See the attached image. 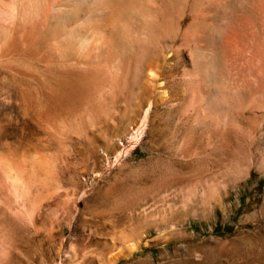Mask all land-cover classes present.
I'll use <instances>...</instances> for the list:
<instances>
[{"label":"rangeland","instance_id":"374dc122","mask_svg":"<svg viewBox=\"0 0 264 264\" xmlns=\"http://www.w3.org/2000/svg\"><path fill=\"white\" fill-rule=\"evenodd\" d=\"M229 1L206 18L216 22ZM22 40L0 50V264H264L263 123L239 115L211 132L186 110L200 87L183 74L193 48L211 49L207 38L186 61L155 56L168 87L136 89L116 110L104 87ZM240 88L218 107L243 110ZM145 98L155 107L143 121ZM188 136L197 145L181 155L172 144Z\"/></svg>","mask_w":264,"mask_h":264},{"label":"bare ground","instance_id":"6f19581e","mask_svg":"<svg viewBox=\"0 0 264 264\" xmlns=\"http://www.w3.org/2000/svg\"><path fill=\"white\" fill-rule=\"evenodd\" d=\"M224 1L3 0L9 10H0V22L4 23L0 27V50L10 51L13 39L20 36L24 43L40 50L39 58L48 65L65 67L79 75V81L104 87L108 104L116 110L121 101L127 105L136 89L143 91L150 84L168 87L165 75H156L151 69L155 56L164 52L174 61H186L189 47L207 38L211 49L193 48V70L186 69L183 74L200 87L186 108L193 125L211 132L219 128L228 131L237 124L239 115H249L255 123H263L259 128L264 133V0H230L225 13L217 11L213 24L206 14ZM190 4L193 21L182 30L180 17ZM234 86L244 89L241 93L246 107L239 111L234 107L220 109L217 102L229 104L227 92L234 91ZM151 100L145 98L140 106L141 115L148 108L143 121L150 114L149 104L155 107ZM197 138L183 137L172 148L189 155Z\"/></svg>","mask_w":264,"mask_h":264}]
</instances>
